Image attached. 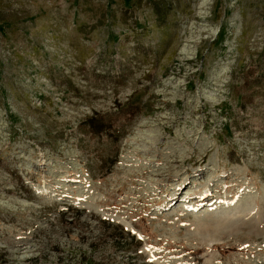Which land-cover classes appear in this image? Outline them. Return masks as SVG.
Listing matches in <instances>:
<instances>
[{"label":"rangeland","instance_id":"374dc122","mask_svg":"<svg viewBox=\"0 0 264 264\" xmlns=\"http://www.w3.org/2000/svg\"><path fill=\"white\" fill-rule=\"evenodd\" d=\"M0 264H264V0H0Z\"/></svg>","mask_w":264,"mask_h":264},{"label":"bare ground","instance_id":"6f19581e","mask_svg":"<svg viewBox=\"0 0 264 264\" xmlns=\"http://www.w3.org/2000/svg\"><path fill=\"white\" fill-rule=\"evenodd\" d=\"M185 187V186H184ZM181 192V191H180ZM178 196V195H177ZM177 196H175V198L177 197ZM208 196H209V194L208 193H206V192H204L203 193V195H202V200H204V199H208ZM174 203V202H173ZM172 203V204H173Z\"/></svg>","mask_w":264,"mask_h":264}]
</instances>
